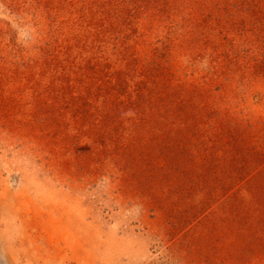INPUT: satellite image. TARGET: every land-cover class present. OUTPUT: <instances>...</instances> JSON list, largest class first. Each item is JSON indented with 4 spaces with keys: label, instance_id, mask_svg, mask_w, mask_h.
Instances as JSON below:
<instances>
[{
    "label": "rangeland",
    "instance_id": "1",
    "mask_svg": "<svg viewBox=\"0 0 264 264\" xmlns=\"http://www.w3.org/2000/svg\"><path fill=\"white\" fill-rule=\"evenodd\" d=\"M0 264H264V0H0Z\"/></svg>",
    "mask_w": 264,
    "mask_h": 264
}]
</instances>
